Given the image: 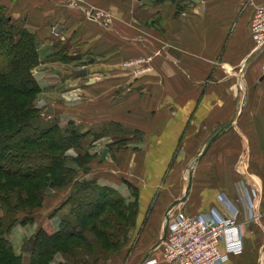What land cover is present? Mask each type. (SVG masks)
<instances>
[{
    "label": "crops",
    "instance_id": "0c3cea01",
    "mask_svg": "<svg viewBox=\"0 0 264 264\" xmlns=\"http://www.w3.org/2000/svg\"><path fill=\"white\" fill-rule=\"evenodd\" d=\"M82 3L0 0L36 38L34 75L57 98L54 115L91 129L90 175L124 195L136 179L141 212L153 204L165 222L186 193L177 205L186 213H228L222 194L241 209L247 182L258 192V220L245 221L244 250L226 264H264V54L249 58L257 50L250 20L264 0ZM80 67L86 76L74 73Z\"/></svg>",
    "mask_w": 264,
    "mask_h": 264
},
{
    "label": "trees",
    "instance_id": "16d2710c",
    "mask_svg": "<svg viewBox=\"0 0 264 264\" xmlns=\"http://www.w3.org/2000/svg\"><path fill=\"white\" fill-rule=\"evenodd\" d=\"M7 13L0 5V255L15 252L5 235L17 222L33 221L30 211L42 205L48 185L58 189L73 181L74 169L62 154L85 136L72 121L60 126L57 117L40 114L36 98L42 88L33 73L40 61L36 38ZM104 133L95 134V139ZM124 201L115 199L118 206ZM22 212L29 218L19 216ZM71 238L73 232L36 236L29 248L32 264H49L58 252L70 260L63 251L69 245L74 248L75 243H67ZM14 257L21 264V257Z\"/></svg>",
    "mask_w": 264,
    "mask_h": 264
},
{
    "label": "rangeland",
    "instance_id": "374dc122",
    "mask_svg": "<svg viewBox=\"0 0 264 264\" xmlns=\"http://www.w3.org/2000/svg\"><path fill=\"white\" fill-rule=\"evenodd\" d=\"M81 6H84L83 3ZM39 64L36 67H39ZM69 74H73L71 70L69 73L68 70L66 71V77ZM60 80L61 78L56 79V83L61 84ZM37 81L40 83L39 80ZM49 93L41 89L36 98V105L41 109L42 117L55 119L56 116L53 112H48V108L57 98L51 97ZM71 118L65 115L60 120L59 118L56 120L60 126L66 127L72 121L81 132L86 134L80 142L68 147L62 154L66 157L68 166L74 169V179L58 189L50 186L51 184L48 185L42 205L30 211L33 221H19L9 233H6L5 238L15 252H2L0 264H20L15 260V254L21 257V264H32V252L29 249L31 242L36 236H43L45 233L51 235L56 232L63 234L73 232L74 238L68 239L67 243H75V246L70 248L69 245L64 248L63 252H68L70 260L67 261L62 253L58 252L49 259L51 261L49 264H138L146 256L158 257L161 260L160 264H163L164 242L154 249L152 247L164 234L169 211L174 208L179 210L178 208L181 207L177 204L168 210L165 222L161 214L163 211L157 213L153 204H149L146 210L141 212L140 192L136 179L130 181V193L124 195L116 188L108 186L106 179L97 172L90 175L94 155L84 152L94 148L92 144L94 141L90 136L91 129L81 126ZM84 127L89 128V131L85 132ZM104 132L107 134L110 130L106 129ZM101 166L102 163L97 168ZM105 167L101 168L105 169ZM101 168L100 170L103 171ZM105 186L113 189L114 192H109ZM124 187L127 188L126 185ZM119 197L125 201L118 206L115 199ZM125 206L130 209H124ZM28 214L22 212L19 216L29 218ZM0 215H3L2 210ZM11 231H15L12 236H10ZM71 260H75V263Z\"/></svg>",
    "mask_w": 264,
    "mask_h": 264
},
{
    "label": "built area",
    "instance_id": "2783aa9c",
    "mask_svg": "<svg viewBox=\"0 0 264 264\" xmlns=\"http://www.w3.org/2000/svg\"><path fill=\"white\" fill-rule=\"evenodd\" d=\"M69 7L82 5V0H61ZM94 16V9L84 7ZM97 14L95 13V16ZM250 30L256 49L264 45V5L255 6L250 20ZM264 54V47L261 50ZM264 71V55L262 60ZM264 84V77L262 78ZM237 208L225 195L219 198L226 211L212 208L205 213L190 214L184 209H172L168 216V232L163 243V264H226L230 254L244 250L243 224L258 220L256 187L240 182ZM243 216L244 222L238 219ZM223 246V247H222ZM158 257H148L141 264H160Z\"/></svg>",
    "mask_w": 264,
    "mask_h": 264
},
{
    "label": "water",
    "instance_id": "95a60500",
    "mask_svg": "<svg viewBox=\"0 0 264 264\" xmlns=\"http://www.w3.org/2000/svg\"><path fill=\"white\" fill-rule=\"evenodd\" d=\"M263 47H264V45L262 46V47H260V48H258L256 51H255V53L251 56V57H249L250 58V61H251V59H252V57H255L262 49H263ZM74 57H76V58H80L81 56H74ZM249 61V60H248ZM74 73L75 74H80V76L81 75H84V76H86L87 74H88V70H87V68L86 67H83V68H79V69H76L75 71H74ZM264 77V76H263ZM53 108L54 107H49L48 108V112H53ZM206 151V148H205V150H204V152ZM191 184H192V178L190 179V182H189V186H188V191L187 192H189L190 191V187H191ZM187 195H188V193H186L184 196H183V198H181V199H177V200H175L171 205H170V207H169V210L170 209H172L173 207H175L177 204H179V203H181V202H184L186 199L185 198H187ZM167 232H168V223L165 225V227H164V234H163V236H162V238L159 240V241H157L154 245H153V247H152V249H154L155 247H157V246H159L162 242H164V240L166 239V236H167ZM146 258H147V256L144 258V260H146Z\"/></svg>",
    "mask_w": 264,
    "mask_h": 264
}]
</instances>
